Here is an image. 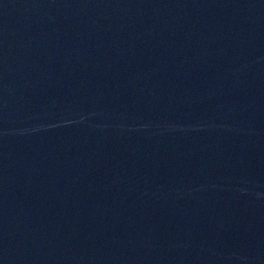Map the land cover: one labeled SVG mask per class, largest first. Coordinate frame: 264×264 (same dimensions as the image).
Masks as SVG:
<instances>
[{
    "label": "water",
    "instance_id": "water-1",
    "mask_svg": "<svg viewBox=\"0 0 264 264\" xmlns=\"http://www.w3.org/2000/svg\"><path fill=\"white\" fill-rule=\"evenodd\" d=\"M0 264H264V0H0Z\"/></svg>",
    "mask_w": 264,
    "mask_h": 264
}]
</instances>
